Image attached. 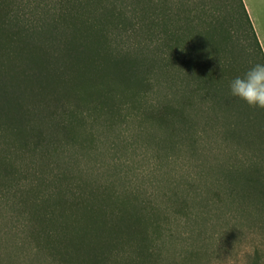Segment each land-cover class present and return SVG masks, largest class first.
<instances>
[{"label": "rangeland", "instance_id": "obj_1", "mask_svg": "<svg viewBox=\"0 0 264 264\" xmlns=\"http://www.w3.org/2000/svg\"><path fill=\"white\" fill-rule=\"evenodd\" d=\"M179 1L171 3L178 7ZM230 1L190 0L187 28L211 24L242 76L254 61ZM150 79L144 97L121 100L115 114L88 108L73 118L69 146L59 147L61 135L50 133L58 146L9 157L15 173L8 182L0 174V264H92V250L101 248L98 235L112 242L105 249L107 264H130L138 247L149 250L145 264H251L256 251L264 264V201L246 197L240 185L251 163L264 176V124L249 143L243 130L231 133L232 108L216 112L197 97L190 111L193 131L185 133L149 114L150 107L167 104L164 85ZM79 92L81 101L95 100L89 83ZM258 111L257 118L249 117L255 126L264 123V109ZM75 200L105 216L106 230L91 229ZM42 206L58 221L43 220ZM141 213L127 232L121 216L130 221Z\"/></svg>", "mask_w": 264, "mask_h": 264}, {"label": "trees", "instance_id": "obj_2", "mask_svg": "<svg viewBox=\"0 0 264 264\" xmlns=\"http://www.w3.org/2000/svg\"><path fill=\"white\" fill-rule=\"evenodd\" d=\"M172 1L0 0V174L6 182L15 173L8 165L11 155L37 154L58 146L50 133L61 135L64 143L59 147L69 146L73 118L84 116L88 108L91 113L115 114L121 100L144 97L150 75L164 85L167 98L164 108L150 107L153 118L171 126L178 124L190 133L194 127L192 102L199 97L209 101L216 112L232 108V135L243 130L247 142H254L264 123L255 126V119L252 122L249 117L260 116L258 108L230 95V81L239 72L230 60L232 53L225 50L224 37L215 39L207 21L202 29H188L190 0H180L178 7ZM235 2L230 1V7L241 16L237 25L248 55L253 65L264 62L243 2ZM186 33L194 34L185 39ZM88 83L95 100L91 97L86 103L79 91ZM233 176L228 173L227 177ZM240 185L245 186L246 197L251 193L264 201V176L255 163L248 165ZM74 203L80 204L78 210L91 229L106 230L105 216L81 200ZM49 209L42 206L43 220L58 221ZM142 216L120 219L131 233ZM60 228L61 235L68 233L67 228ZM42 235L52 237L47 230ZM98 237L101 248L92 250L90 262L107 264L105 249L112 242ZM146 252L149 250L138 247L136 260L130 264H145ZM58 255L64 259L61 252ZM258 261L256 251L251 264Z\"/></svg>", "mask_w": 264, "mask_h": 264}, {"label": "clouds", "instance_id": "obj_3", "mask_svg": "<svg viewBox=\"0 0 264 264\" xmlns=\"http://www.w3.org/2000/svg\"><path fill=\"white\" fill-rule=\"evenodd\" d=\"M230 95L254 108L264 109V62H257L230 81Z\"/></svg>", "mask_w": 264, "mask_h": 264}, {"label": "crops", "instance_id": "obj_4", "mask_svg": "<svg viewBox=\"0 0 264 264\" xmlns=\"http://www.w3.org/2000/svg\"><path fill=\"white\" fill-rule=\"evenodd\" d=\"M264 55V0H242Z\"/></svg>", "mask_w": 264, "mask_h": 264}]
</instances>
